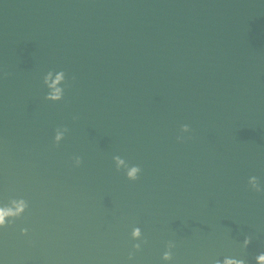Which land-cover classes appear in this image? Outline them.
<instances>
[{
  "label": "water",
  "instance_id": "1",
  "mask_svg": "<svg viewBox=\"0 0 264 264\" xmlns=\"http://www.w3.org/2000/svg\"><path fill=\"white\" fill-rule=\"evenodd\" d=\"M252 176L264 0H0V208L27 205L0 228L3 264H257Z\"/></svg>",
  "mask_w": 264,
  "mask_h": 264
},
{
  "label": "clouds",
  "instance_id": "2",
  "mask_svg": "<svg viewBox=\"0 0 264 264\" xmlns=\"http://www.w3.org/2000/svg\"><path fill=\"white\" fill-rule=\"evenodd\" d=\"M51 75H52V73L48 72L47 75L43 76L45 83H47V81L51 77ZM62 78H63V72H61L59 75L56 76V79L58 81L62 80ZM63 98H64V92L60 88L55 89V91H50L44 95L45 100L52 101V102L61 101ZM67 131L68 130L66 128H57L56 132H55V136L53 137V143L58 145L63 140L64 135ZM182 131H185V132L189 131L188 125H183ZM114 159L116 160L117 167H119L120 164L122 163V161L118 157H114ZM80 163H81L80 157H76L75 162H74V166L78 167L80 165ZM140 171L141 170L139 168H136V167L126 170L127 179L133 180V181L136 180ZM247 186H248V189L250 191H253L256 193L264 192V186L261 185V183L259 182V180L255 176H252L248 179ZM11 203L15 207V209H16L15 211H11L7 207L0 208V228L4 227L6 225V223H8L10 221L9 218L19 216L21 214V210L27 206L23 199H21L19 201L14 200ZM21 232L23 234L26 232V230L22 229ZM131 238L133 240H136V241L144 242V241H142V233L138 227L134 228L132 230ZM249 242H250V238L246 236L244 238V241H243V247H247ZM140 247H141V243H135L132 245V248L134 250H137V251L140 249ZM174 247H175V244L173 241L170 240L166 243L165 250L162 254L163 260H165V261H171L172 260V249ZM128 259L129 260L132 259V253L131 252H129ZM0 264H3V261H0ZM215 264H221V262L216 261ZM222 264H244V262L242 260L226 256L224 258ZM257 264H264V253H260L258 255Z\"/></svg>",
  "mask_w": 264,
  "mask_h": 264
}]
</instances>
